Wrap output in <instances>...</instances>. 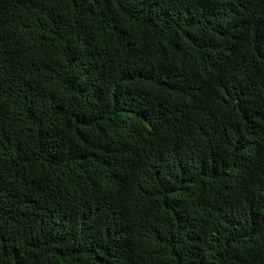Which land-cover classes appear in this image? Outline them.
<instances>
[{
  "label": "trees",
  "instance_id": "obj_1",
  "mask_svg": "<svg viewBox=\"0 0 264 264\" xmlns=\"http://www.w3.org/2000/svg\"><path fill=\"white\" fill-rule=\"evenodd\" d=\"M0 264H264V0H0Z\"/></svg>",
  "mask_w": 264,
  "mask_h": 264
}]
</instances>
